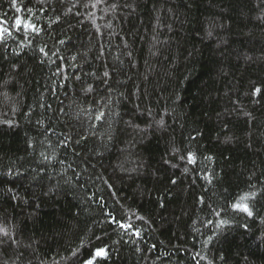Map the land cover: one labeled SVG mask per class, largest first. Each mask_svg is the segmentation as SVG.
<instances>
[{
	"label": "trees",
	"instance_id": "1",
	"mask_svg": "<svg viewBox=\"0 0 264 264\" xmlns=\"http://www.w3.org/2000/svg\"><path fill=\"white\" fill-rule=\"evenodd\" d=\"M2 29L0 264H264V0H0Z\"/></svg>",
	"mask_w": 264,
	"mask_h": 264
},
{
	"label": "snow or ice",
	"instance_id": "2",
	"mask_svg": "<svg viewBox=\"0 0 264 264\" xmlns=\"http://www.w3.org/2000/svg\"><path fill=\"white\" fill-rule=\"evenodd\" d=\"M17 23H19V22H17ZM4 31H7V30L6 29L0 30V35H2V33ZM259 91H260L259 89H256V92H259ZM247 199H248L247 196L241 197L240 201H238L237 203H235L233 205V209L234 210H239V211L245 212L248 216H251L252 215V212L249 210L248 205L246 203H244V201L247 200ZM121 227H125V226L124 225H121ZM128 227H131V225H129ZM102 254H103L102 251H98L97 252V255H102ZM88 264H92V261H89Z\"/></svg>",
	"mask_w": 264,
	"mask_h": 264
}]
</instances>
